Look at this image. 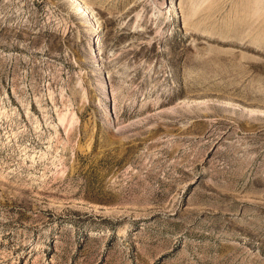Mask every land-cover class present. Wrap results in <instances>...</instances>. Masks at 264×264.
Instances as JSON below:
<instances>
[{"label":"rangeland","instance_id":"obj_1","mask_svg":"<svg viewBox=\"0 0 264 264\" xmlns=\"http://www.w3.org/2000/svg\"><path fill=\"white\" fill-rule=\"evenodd\" d=\"M81 1L0 0V264H264V0Z\"/></svg>","mask_w":264,"mask_h":264},{"label":"bare ground","instance_id":"obj_2","mask_svg":"<svg viewBox=\"0 0 264 264\" xmlns=\"http://www.w3.org/2000/svg\"><path fill=\"white\" fill-rule=\"evenodd\" d=\"M259 2H261V0H257V3H259ZM76 3H79L80 4V6L79 7H81V8H83V10L85 11H87V7H86V4L84 3V2H82L81 0H76ZM88 13V12H87ZM252 14V13H251ZM260 16V15H259ZM263 17H264V15H262ZM98 27H100L99 25H97V28ZM96 28V29H97ZM99 29H101V28H99Z\"/></svg>","mask_w":264,"mask_h":264}]
</instances>
